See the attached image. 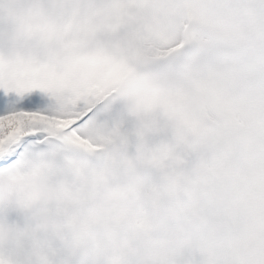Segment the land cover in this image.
Wrapping results in <instances>:
<instances>
[{
	"label": "clouds",
	"instance_id": "obj_1",
	"mask_svg": "<svg viewBox=\"0 0 264 264\" xmlns=\"http://www.w3.org/2000/svg\"><path fill=\"white\" fill-rule=\"evenodd\" d=\"M40 2L0 0L5 75L96 49L128 71L81 132L95 147L0 169V264H217L264 148V0H82L85 26L48 36Z\"/></svg>",
	"mask_w": 264,
	"mask_h": 264
},
{
	"label": "snow or ice",
	"instance_id": "obj_2",
	"mask_svg": "<svg viewBox=\"0 0 264 264\" xmlns=\"http://www.w3.org/2000/svg\"><path fill=\"white\" fill-rule=\"evenodd\" d=\"M84 7L89 12L95 9L91 3ZM81 8L82 0H41L31 11L48 36L69 31L77 21L84 27ZM63 57L62 62L54 60L52 66L41 68L19 56L9 57L12 66L5 75V58L0 56V169L10 168L53 140L75 138L95 147L81 132L128 70L102 49L65 51ZM225 223L229 239L217 264H264V148L250 153L243 185Z\"/></svg>",
	"mask_w": 264,
	"mask_h": 264
}]
</instances>
